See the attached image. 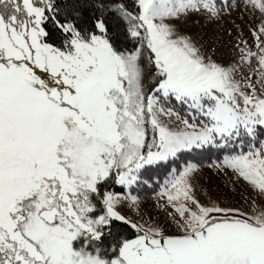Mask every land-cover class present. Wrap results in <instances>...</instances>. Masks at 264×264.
<instances>
[{
	"label": "snow or ice",
	"instance_id": "snow-or-ice-1",
	"mask_svg": "<svg viewBox=\"0 0 264 264\" xmlns=\"http://www.w3.org/2000/svg\"><path fill=\"white\" fill-rule=\"evenodd\" d=\"M0 264H264V0H0Z\"/></svg>",
	"mask_w": 264,
	"mask_h": 264
},
{
	"label": "rangeland",
	"instance_id": "rangeland-1",
	"mask_svg": "<svg viewBox=\"0 0 264 264\" xmlns=\"http://www.w3.org/2000/svg\"><path fill=\"white\" fill-rule=\"evenodd\" d=\"M230 47V46H229ZM225 51V53H226V49L224 50ZM218 58H220V57H218ZM223 58H227V55H225V57H223ZM202 175L203 176H205V177H207V176H211L212 175V171L210 170V169H208V168H205L204 170H203V172H202ZM215 179V178H214ZM219 181H217V183H218ZM144 198H145V201H146V206H154V202H155V200H156V196L154 195V196H144Z\"/></svg>",
	"mask_w": 264,
	"mask_h": 264
},
{
	"label": "trees",
	"instance_id": "trees-1",
	"mask_svg": "<svg viewBox=\"0 0 264 264\" xmlns=\"http://www.w3.org/2000/svg\"><path fill=\"white\" fill-rule=\"evenodd\" d=\"M204 163L207 164V163H210V162L209 161H205ZM156 191H159V189L157 188ZM143 195L144 196H154L155 193L154 192H146Z\"/></svg>",
	"mask_w": 264,
	"mask_h": 264
}]
</instances>
